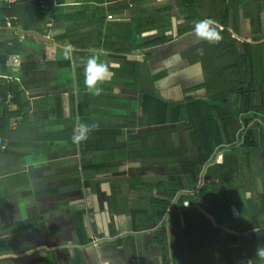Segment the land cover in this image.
Masks as SVG:
<instances>
[{"label":"crops","instance_id":"crops-1","mask_svg":"<svg viewBox=\"0 0 264 264\" xmlns=\"http://www.w3.org/2000/svg\"><path fill=\"white\" fill-rule=\"evenodd\" d=\"M60 2L62 6H54L49 0L48 11L36 3L44 22L40 18L32 31L52 43L21 35L26 31L22 25L0 26V54L11 69L0 71L14 79L11 86L23 98L15 103L12 93L13 109L5 106L21 115L0 142V264H264L258 255L264 231L255 225L257 216L252 217L246 197L250 216H241V199L236 198L241 190L230 188L223 196L226 205L214 204L210 210L193 206L192 200L206 198L199 191L204 179L190 188L191 177L173 169L171 180L170 167L179 158L152 156L154 150L165 154L184 147L174 137L177 125L186 136L194 138L193 132L184 124H153L145 112L150 98L170 108L195 100L222 103L226 98L217 93L250 87L245 74L234 79L229 73L240 68L238 55L246 53L248 43L261 54L254 65L264 75V12L262 33L254 36L243 8L234 26L219 25L220 4L194 0L197 15L214 20L222 37L209 43L197 37L200 20L192 17L187 1ZM68 44L73 52L65 59ZM94 53H101L114 73L99 85L98 95L84 84V68ZM240 100L231 94L230 105L223 104L217 115L232 116ZM81 123L88 126L87 138L74 143L73 130ZM168 177L169 184L164 182ZM133 179L139 183L134 185ZM174 180L178 185H172ZM217 190L223 202L224 188L207 193ZM155 200L171 206L152 227ZM14 242L16 251L3 246Z\"/></svg>","mask_w":264,"mask_h":264},{"label":"trees","instance_id":"trees-1","mask_svg":"<svg viewBox=\"0 0 264 264\" xmlns=\"http://www.w3.org/2000/svg\"><path fill=\"white\" fill-rule=\"evenodd\" d=\"M180 3L184 4V1L190 3L192 17L199 18L197 11L195 10L196 5L194 4V0H179ZM202 0H199V2ZM217 4H220L222 7V12L228 16L229 10L233 11L232 17L235 22L238 21L241 9L243 8L244 15L246 18L250 19L252 26V33L255 36L261 35L262 33V23H261V15L264 12V0H215ZM254 4V5H251ZM193 7V8H192ZM222 13V14H223ZM14 16H17V21L11 20ZM40 18L42 22H44V16L41 14V8L37 4H31L28 2H23L21 4L15 5L12 9H8L7 7L0 6V26L7 27V24L11 22L12 26L22 25V27L26 31L37 30L36 23L40 22ZM226 25V24H224ZM237 27V26H235ZM227 28V27H225ZM225 35H228V30L225 29L223 31ZM3 45H0V50ZM246 54L238 55L240 58V68L230 72L229 74L233 76L240 75V72L246 74L249 70L253 69L251 72V79L248 88L240 89L237 87V90H226V92L217 93V98L224 97L225 101L222 103L212 101H197L190 102L188 105L179 106V107H169L168 104L156 101L152 98L148 99V102L145 105V112L151 114V122L157 125L164 124H184L186 128L193 132L195 138L196 145V162L195 164H187V162H180L175 160L173 163V169L176 174L180 175H189L192 180L200 182V179L206 180V185H203L202 188L199 189L200 192L205 193L208 189H211V185L213 183V168L218 161L219 153H226L228 151H232L233 153L238 151H243L244 154L248 158L249 152L258 147V139H257V129L261 124L264 126V75L261 76L262 68H255L254 59L261 57L258 51L254 50V47L250 44H245ZM6 55L0 54V66L4 67L6 70H10L7 67L6 63ZM257 64V63H256ZM238 65V66H239ZM264 67V66H262ZM254 77L257 78L258 84H253ZM236 79V77H233ZM246 78V77H245ZM243 80V78H242ZM247 80V79H246ZM229 81V80H228ZM259 87V89L256 88ZM258 90H261L259 92ZM4 93H1L0 96L5 97ZM11 92L15 97V103L19 102L22 93L19 92V88L16 85L11 86ZM260 93L262 96L261 107L257 106V94ZM231 94H239L241 96V100L238 102V107L236 108L235 113L232 116H228L226 114L217 115L220 111H222L223 104L230 105L229 96ZM26 105V104H25ZM7 108V107H6ZM5 106L0 107V142L5 140L11 129L13 122H16L21 115V113L11 114L6 110ZM24 107H21L23 109ZM160 132H158L159 134ZM187 145L180 148H173L171 152L166 151L165 154L161 150H154L152 153L153 157L162 158L168 157L171 159L182 158L188 155V141ZM2 144L0 143V150ZM9 150H6L7 153ZM188 152V153H187ZM187 153V154H186ZM223 153V154H224ZM231 153V154H233ZM262 159L264 162V153L262 154ZM180 162V163H179ZM212 168L208 169V166ZM213 165V166H212ZM236 166V167H235ZM198 169V173L196 170ZM234 172L235 174H239V165L238 162H234ZM203 174H200L202 173ZM261 175L263 178V189H264V164L261 166ZM217 179V178H216ZM238 179V178H237ZM221 179H219L220 181ZM216 181H214L215 183ZM225 182L223 180L220 181ZM28 183V180L25 181ZM224 184V183H222ZM163 184L160 185L162 187ZM225 185V184H224ZM198 187V184L194 189ZM229 188H232L229 186ZM234 189H239L237 184H234ZM180 191V188L173 189L172 196L177 195ZM243 195V194H242ZM181 196L179 202L181 206H183V202L187 197ZM193 196H196L195 194ZM260 205L262 207V214L254 218L255 225L264 231V195L262 201H260ZM171 203L168 201L155 200L153 201L152 207L154 212L156 213V220L150 225L155 227L160 218H163L170 208ZM237 207L242 210L241 216L247 217L250 216V211L246 206L245 199L241 197V200L237 204ZM141 217H143V212L138 213ZM260 225V226H259ZM0 246H2L0 244ZM6 247H11L12 250L16 251L18 245L16 242L14 243H6Z\"/></svg>","mask_w":264,"mask_h":264},{"label":"rangeland","instance_id":"rangeland-1","mask_svg":"<svg viewBox=\"0 0 264 264\" xmlns=\"http://www.w3.org/2000/svg\"><path fill=\"white\" fill-rule=\"evenodd\" d=\"M251 5H254V4H251ZM230 12H228V16L225 14V12L219 16V25H224V24H227L229 26H234V23H235V20L234 18L232 17L234 14H233V11L231 12V10H229ZM220 14V13H218ZM235 16V15H234ZM194 19L196 17H193ZM191 18V19H193ZM250 20V19H249ZM261 22H262V15H261ZM224 36V35H222ZM225 38V37H223ZM242 55L246 54L245 52L243 53H240ZM254 67H257V64L256 66L253 65ZM253 69L249 70L246 74H245V77L247 79V81L250 82V79H251V72H252ZM257 106L258 107H261V101H257ZM183 128V126L181 125H177L175 128H174V132H178L177 131V127L180 128V127ZM183 130V129H182ZM181 131V130H180ZM257 139H258V147L251 150V151H247L249 153L248 154V158L247 156L245 155H242L244 154L243 151H238V152H235L233 153L232 151H228L229 153L226 154V153H219V157H218V161L217 163L215 164L214 168H213V177L215 179H213L214 181H216L214 183H212L211 187L214 189V188H218V189H221L223 190L224 188V191L227 193H224L222 194V199H223V202L221 199H219V190H217L214 194H212L211 192L208 194L207 191L205 193H202V195L206 198L205 199H195L194 201L192 200L191 203L193 204V206L197 205V206H205L208 210L210 209H213L214 207V204L216 205H226V201H225V198L223 197L225 194H228L230 193L228 190H231L229 188L232 187V189H234V184H237L238 185V190H241L239 192L240 196L237 195V200L238 199H241V197L245 198L246 197V200H247V204L249 205L250 209H251V213H252V217H255V216H258L259 215V202L260 200L263 198V195H264V189H263V178H262V175H261V166L264 164L263 162V159H262V154L264 153V126H262L261 124L259 125L258 129H257ZM175 135L180 139L181 135L180 133H175L174 134V137ZM185 136V143H184V146L187 145V140L186 138L189 137V141H188V150H189V156L187 157L186 159V162H196V151H195V148H194V145H195V141H194V138L192 137V135L190 136H186L185 134H183ZM182 135V137H183ZM180 136V137H179ZM173 135H172V138H174ZM175 140V138H174ZM183 140V139H182ZM160 141H162L160 139ZM190 147V148H189ZM194 148V149H193ZM233 153V154H231ZM180 161V158L177 159ZM234 162H238V165H239V170H238V173L239 174H235V170H234ZM213 166V165H212ZM236 167V166H235ZM209 168H212L211 165L208 166V169ZM170 169L172 170L173 172V167H170ZM196 172L198 173V169L196 170ZM174 174V172H173ZM200 174H203L200 173ZM175 174L172 176V179L174 178ZM217 178V179H216ZM238 178V179H237ZM185 179V178H184ZM219 179L223 180V181H226V182H222L224 184H222ZM170 180V178L168 177L166 181L164 182H168L167 184H169V182H172ZM177 181V180H176ZM175 180L173 181V186H175V184L178 185V183L176 182ZM132 182L134 183V185L138 184L139 181L136 180V179H133ZM203 182V180L201 181V183ZM206 180L204 179V185H206ZM199 184L197 183V181L195 180L194 183L192 185H188L190 186V188H195V186ZM188 186H186V188L188 189ZM185 187V185L183 184V188ZM243 193V195H242ZM246 195V196H244ZM227 199V197H226ZM135 205V204H134ZM230 205V204H229ZM177 207H179L177 205ZM248 207V208H249ZM229 210H231V208L228 207ZM192 212V210L190 211ZM188 213H189V209L188 211L185 213H183V216L184 218L187 217L188 218ZM234 213V211H233ZM197 214H200V213H197ZM235 225V224H234ZM253 226V224H252ZM236 227V228H235ZM234 229H236L237 231L240 230L239 227H240V224L237 223L235 225ZM233 229V231H234ZM255 231L253 229V227L250 228V231ZM252 231V233H254ZM251 233V234H252ZM253 235V234H252Z\"/></svg>","mask_w":264,"mask_h":264},{"label":"clouds","instance_id":"clouds-1","mask_svg":"<svg viewBox=\"0 0 264 264\" xmlns=\"http://www.w3.org/2000/svg\"><path fill=\"white\" fill-rule=\"evenodd\" d=\"M216 22L210 18L198 21L195 24V33L198 38H203L209 43L219 42L222 37L218 33L215 27ZM73 47L71 44L66 45L64 48V58L70 59L72 56ZM101 53H94L88 59L84 68V84L89 92L99 94L101 88L99 85L110 80L114 73L110 70V67L106 61L100 59ZM11 70V69H10ZM88 126L86 124H78L73 130L72 140L74 143H79L86 139V133ZM258 255L264 258V249L258 250Z\"/></svg>","mask_w":264,"mask_h":264},{"label":"built area","instance_id":"built-area-1","mask_svg":"<svg viewBox=\"0 0 264 264\" xmlns=\"http://www.w3.org/2000/svg\"><path fill=\"white\" fill-rule=\"evenodd\" d=\"M52 1H53L54 6H62V3L60 2V0H52ZM23 2L41 4V6L43 7L45 11H48L50 8L48 5L49 0H0V6L7 7L8 9H12L13 6L21 4ZM108 18L110 20L113 19L112 16H109ZM12 80H14L12 77L3 75L2 71H0V90L1 88H4L7 90V94L5 97L0 96V106H6L9 110L13 109V96H12L11 87H10Z\"/></svg>","mask_w":264,"mask_h":264},{"label":"water","instance_id":"water-1","mask_svg":"<svg viewBox=\"0 0 264 264\" xmlns=\"http://www.w3.org/2000/svg\"><path fill=\"white\" fill-rule=\"evenodd\" d=\"M21 35H25V36H32L34 37L38 42L43 43V44H49L52 43V40L45 38L43 36H41L40 34L33 32V31H21L20 32Z\"/></svg>","mask_w":264,"mask_h":264},{"label":"flooded vegetation","instance_id":"flooded-vegetation-1","mask_svg":"<svg viewBox=\"0 0 264 264\" xmlns=\"http://www.w3.org/2000/svg\"><path fill=\"white\" fill-rule=\"evenodd\" d=\"M235 95H237L238 97H241L239 94H235ZM179 127H180V126H179ZM185 128H186V127H185ZM180 130H181V131H180ZM177 131H178V132H176V133H180V135H181V137L179 136V137H180V142H181L180 144L185 143V141H184V140H185V136L183 135L184 131L182 130V127H180V128L177 127ZM182 135H183V137H182ZM182 139H183V140H182ZM172 184H173V183H172Z\"/></svg>","mask_w":264,"mask_h":264}]
</instances>
